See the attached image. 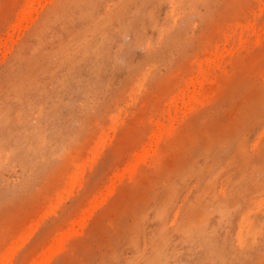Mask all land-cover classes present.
Here are the masks:
<instances>
[{
    "label": "rangeland",
    "instance_id": "374dc122",
    "mask_svg": "<svg viewBox=\"0 0 264 264\" xmlns=\"http://www.w3.org/2000/svg\"><path fill=\"white\" fill-rule=\"evenodd\" d=\"M0 264H264V0H0Z\"/></svg>",
    "mask_w": 264,
    "mask_h": 264
},
{
    "label": "bare ground",
    "instance_id": "6f19581e",
    "mask_svg": "<svg viewBox=\"0 0 264 264\" xmlns=\"http://www.w3.org/2000/svg\"><path fill=\"white\" fill-rule=\"evenodd\" d=\"M39 1V0H38ZM31 3V2H30ZM36 9V8H35Z\"/></svg>",
    "mask_w": 264,
    "mask_h": 264
}]
</instances>
